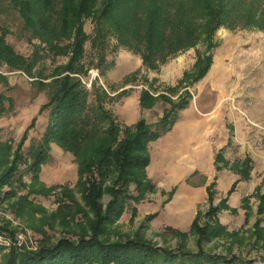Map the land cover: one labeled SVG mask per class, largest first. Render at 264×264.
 I'll return each instance as SVG.
<instances>
[{
  "label": "trees",
  "instance_id": "1",
  "mask_svg": "<svg viewBox=\"0 0 264 264\" xmlns=\"http://www.w3.org/2000/svg\"><path fill=\"white\" fill-rule=\"evenodd\" d=\"M8 17H13V22L19 25L18 37L30 43L35 39L29 54L18 52L7 41L11 33ZM87 20L92 25L91 34L85 30ZM229 26L264 31V0H0V69L25 74L37 93L44 92L46 101L40 105L38 114L47 115L44 131L29 146L26 155L21 148L36 116L14 150L11 143L0 142V190L5 186L13 189L20 163L31 173L32 188L38 182L50 144L55 143L71 153L77 165L74 188L59 185L60 209L55 217L65 226L70 221L79 226L72 232L77 237L75 240L61 238L48 245L45 238L36 250L12 243L4 264H173L177 255L172 251L138 237L109 240L106 235L129 201L137 203L154 190L155 185L146 174L148 144L172 127L192 95L184 89L175 100L165 92L154 95L150 89L141 88L140 107L151 109L161 100L165 103L162 115L155 123L141 117L128 125L105 106L108 94L96 87V78L91 81L94 94L90 100L84 78L92 68L100 76L110 68H100L109 37L117 45L139 54L145 73L158 70L169 58L203 43L204 52L196 50L192 68L183 72L176 85L177 93L206 74L217 45L215 33ZM87 42L95 51L90 60L86 58ZM47 59L51 68L45 66ZM0 81H7L1 70ZM12 109V98L0 93V115ZM222 159V154L217 153L215 160ZM213 185L207 187V210L204 214L198 212L189 228L206 240L224 233L225 229L218 220V212L225 203L223 199L213 203ZM105 194L109 199L103 204L101 198ZM257 198V213L264 214V184L263 193ZM152 216L149 214L145 219ZM165 230L185 236L178 229L166 227ZM0 233L6 232L0 227ZM192 258L202 259L203 264L226 259L203 252ZM234 260L237 261L236 258L231 261Z\"/></svg>",
  "mask_w": 264,
  "mask_h": 264
},
{
  "label": "rangeland",
  "instance_id": "2",
  "mask_svg": "<svg viewBox=\"0 0 264 264\" xmlns=\"http://www.w3.org/2000/svg\"><path fill=\"white\" fill-rule=\"evenodd\" d=\"M7 23L11 29V33L6 37L7 41L18 52L25 55L29 54L34 42H36L35 39L33 43H30L26 38L18 37L19 25L13 22V17H8ZM219 29H225L236 40H247L246 43L239 46L242 50L249 51L257 48L260 42V45L264 47L263 30L241 26L221 27ZM85 30L88 34L92 32V25L88 20L85 23ZM217 31L214 40L218 44L220 39L217 37ZM204 46L203 43H199L196 47L184 50L169 58L158 70L145 73L142 71L139 54L117 45L116 40L109 37L105 47V61L100 64V68L104 70L108 66L110 68L106 70L103 76L98 75V71L92 68L89 70L88 76L84 78L90 91V100L93 99L94 94L91 81L96 78V87L102 88L108 94V97L105 98V106L122 123H124V118L121 116L124 112L122 109L127 104H133L135 100L136 95L133 90L139 94L140 89L145 87L152 92H165V94L173 97L172 99L177 100L175 89L182 76V68L185 67L183 70L189 71L196 60V50L204 52ZM85 47L86 58L90 60L95 51L91 50L90 42H87ZM183 55V61H178L177 58ZM240 58L242 60L247 59L243 55H240ZM180 63L183 65L182 67H179ZM45 66L51 68L49 59L45 61ZM0 70L7 79L6 82L0 81V93L11 97L13 101L12 111L0 115V122L4 123L3 126H0V142L11 143L12 150H14L31 118L37 114L39 106L46 101V96L44 92L37 93L32 88L30 79L25 74L5 72L3 68ZM139 70L140 72H138ZM164 105L165 103L160 100L153 109L141 111V114L147 122L155 123L162 115ZM46 121L47 115L45 113L36 115L35 124L28 130L27 138L23 142L21 148L23 154L26 155L29 146L40 138ZM47 153V160L40 167L38 182L32 186L33 189L29 183L31 173L27 171L26 165L20 163L15 175L17 181L13 182V189L9 190L8 186H5L0 190V227L6 232L5 234L0 233V264H4V256L12 243L36 250L45 238L48 239L46 242L48 245L54 244L61 238L73 240L77 238L72 232L74 229H79V226L71 221L68 224L70 227L65 226L59 217H55L60 209L57 201L60 197L59 185H68L74 188L77 179V165L74 156L55 143L50 144ZM19 177L21 180L18 179ZM75 193L80 200L79 193ZM108 199L109 196L105 194L101 198V202L105 204ZM155 205L148 201L141 202L140 205L134 201H129L118 221L108 228L106 238L109 240H117L123 237L144 239L158 248L174 252L177 257L173 264H203L202 259L195 260L192 258L198 252L226 258L220 261L236 258L237 261L244 264H264V214L256 213V219L251 227L248 221H241L242 215L229 214L231 217L230 229L225 227L224 233L220 232L214 238L206 240L189 230H183L185 236L175 235L171 231L165 230L166 227L170 226L164 227L162 221L166 220L168 216L173 217L175 215L164 211L158 202H155ZM149 207L155 208V210L151 213L153 216L146 220L147 215L144 216L143 211ZM207 208L208 202L202 206L199 213L204 214ZM219 214L221 216V212ZM170 217L169 219H171ZM78 219L75 221H80ZM257 221H260L258 225L256 224ZM244 225L247 227L245 228ZM178 230L182 231V229Z\"/></svg>",
  "mask_w": 264,
  "mask_h": 264
},
{
  "label": "crops",
  "instance_id": "3",
  "mask_svg": "<svg viewBox=\"0 0 264 264\" xmlns=\"http://www.w3.org/2000/svg\"><path fill=\"white\" fill-rule=\"evenodd\" d=\"M217 37L220 40L206 74L175 94L176 98L182 90H189V104L166 133L148 144L146 174L155 188L137 203L158 202L175 215L162 221L164 227L189 230L208 202L211 184L213 203L224 200L218 220L227 229L231 226L229 214L242 215L241 221H248L250 227L256 219L257 197L264 184V47L260 42L257 48L242 50L239 46L247 40H236L225 29H219ZM183 59L184 55L177 58ZM133 93V104H127L121 114L128 125L148 110L139 105L140 91ZM217 153L222 154V161L215 160ZM154 210L145 209L144 216Z\"/></svg>",
  "mask_w": 264,
  "mask_h": 264
},
{
  "label": "built area",
  "instance_id": "4",
  "mask_svg": "<svg viewBox=\"0 0 264 264\" xmlns=\"http://www.w3.org/2000/svg\"><path fill=\"white\" fill-rule=\"evenodd\" d=\"M215 264H244L240 261H231V260H225V261H218Z\"/></svg>",
  "mask_w": 264,
  "mask_h": 264
}]
</instances>
